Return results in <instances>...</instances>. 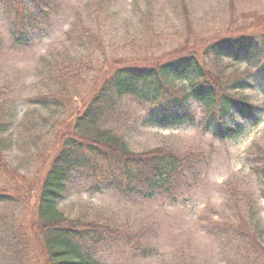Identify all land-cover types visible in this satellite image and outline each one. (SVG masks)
<instances>
[{
    "label": "rangeland",
    "instance_id": "1",
    "mask_svg": "<svg viewBox=\"0 0 264 264\" xmlns=\"http://www.w3.org/2000/svg\"><path fill=\"white\" fill-rule=\"evenodd\" d=\"M22 3V20H16L12 0H0V190L9 191L0 197V264L16 262L3 255L6 227L25 231L57 132L104 75L121 64L188 53L219 83L241 84L232 92L255 105L257 120L238 117L234 125L241 131L219 139L197 102L190 103L192 122L156 126L141 120L148 102L124 98L118 120L129 149L175 153L185 162L175 182L168 190L124 199L78 175L57 208L70 220L108 223L132 236L98 245L99 259L108 264H264V74L255 64L204 50L214 39L264 32V0ZM18 21L27 35L15 42L11 32Z\"/></svg>",
    "mask_w": 264,
    "mask_h": 264
},
{
    "label": "trees",
    "instance_id": "2",
    "mask_svg": "<svg viewBox=\"0 0 264 264\" xmlns=\"http://www.w3.org/2000/svg\"><path fill=\"white\" fill-rule=\"evenodd\" d=\"M34 1L39 5L43 0ZM11 8L16 20H22V0H12ZM19 24L16 22L11 32L15 42L27 35L26 24ZM204 50L214 57L255 64L264 74V32L214 39ZM65 72L68 76L69 72ZM176 80H185L188 85L174 86ZM233 84L219 83L191 53L111 68L66 127L57 132L58 141L43 167L25 231L6 227L9 234L2 242L3 255L15 260V264L25 258L37 259L39 264H108L99 259L98 245L117 236H126L127 240L132 236L119 232L117 227L111 229L108 223L68 219L57 208V202L69 183L85 175L124 199L146 197L168 190L185 163L175 153L161 149L131 151L118 120L121 101L133 97L148 102V111L141 120L156 126L192 122L190 103L197 102L205 110L213 134L224 139L241 131L234 125L238 117L257 120L255 105L232 92L242 85ZM2 110L0 105V126ZM6 190H0V197L9 196Z\"/></svg>",
    "mask_w": 264,
    "mask_h": 264
}]
</instances>
